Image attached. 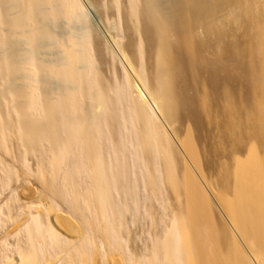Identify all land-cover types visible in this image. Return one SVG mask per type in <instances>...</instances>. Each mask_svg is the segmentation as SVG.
Listing matches in <instances>:
<instances>
[{
	"label": "bare ground",
	"instance_id": "obj_1",
	"mask_svg": "<svg viewBox=\"0 0 264 264\" xmlns=\"http://www.w3.org/2000/svg\"><path fill=\"white\" fill-rule=\"evenodd\" d=\"M130 1L135 9L138 0ZM147 5L150 15L155 17L159 40L158 100L151 99L145 85L134 79L130 70L133 68L123 53L121 59L134 104L140 108L149 133V146L160 147L167 169L174 170L162 137L153 133L154 125L165 130L162 134L170 142L163 118L172 121L180 118L190 126L195 139H200L205 113L209 118L208 131L221 137L222 127L223 137L232 148L227 150V160L221 162L219 154L215 184L206 186L207 197H200L208 201L211 210L222 219V226L227 227L223 235L215 237L209 226L200 221L197 210H206L200 200L187 209L188 217L180 226L173 218L166 227L161 218L158 247L134 264H264V90L259 93L260 85H264V0H149ZM1 7L8 15L6 26H0L6 37L1 38L0 46L4 47L7 41L15 42L17 53V59L11 60L3 52L9 81L19 87L33 83L42 90L37 102L30 95L21 103L29 129L26 135L31 143L49 142L57 171L62 172L65 182L54 187L67 206L60 209L46 198L27 203L20 213L25 216L29 247L16 255L18 259L6 255L4 261L7 264H96L99 257L87 243L88 218L81 202L85 196L79 191L73 195L68 191L70 184L79 185V174L90 172L93 195L87 196L107 215L111 197L98 136L100 118L107 105L92 78L96 64L88 31L91 7L80 0H0ZM63 13L69 17L64 19ZM67 24L71 26L69 35L61 32ZM199 28L206 36L217 39L210 59L205 57L200 64L207 67L199 68L209 71L213 90L221 87V62L216 59L218 55L221 60V39L230 28L234 34L241 31V41L231 46L242 47L251 61L227 65L225 70L231 76L244 75L252 90H258L256 108L250 105V98L244 100L242 107L228 105L223 112L225 121L221 123V98L212 97L202 87L205 99L201 109L197 100L195 103L188 96L189 71L197 62L190 42L199 36ZM23 46L28 47V56ZM194 84L200 96V84ZM35 103L42 106L39 114L33 113L40 118L31 114ZM186 108L190 109L189 113ZM245 151L247 156L243 159L240 156ZM175 200L178 203L174 208H181L184 203ZM34 210L45 212L49 225L40 226ZM230 238L236 243L234 247L229 245ZM109 239L116 248L115 239Z\"/></svg>",
	"mask_w": 264,
	"mask_h": 264
},
{
	"label": "rangeland",
	"instance_id": "obj_2",
	"mask_svg": "<svg viewBox=\"0 0 264 264\" xmlns=\"http://www.w3.org/2000/svg\"><path fill=\"white\" fill-rule=\"evenodd\" d=\"M80 1L91 7L88 31L94 47L91 55L96 64L92 78L102 91L107 105L101 115L98 131L100 154L111 197L107 215L98 210L95 202L88 197L93 195L94 184L90 172L79 174V185L70 184L68 191L72 195L79 191L85 196L81 202L88 218L87 243L91 252L99 257L96 264H134L138 259L142 260L158 247L161 218L166 227L174 220L180 226L182 220L188 217L187 209L196 206L200 200L206 208L197 210L200 221L209 226L215 237L223 235L227 227L222 226V219L211 210L205 198L200 199L207 197L206 186L215 184L220 168L219 154L221 162L227 160V150L232 148L223 137V128L221 137L216 133L212 135L207 129L209 118L203 113L205 127L199 130L201 138L195 139L190 126L180 118H176L175 122L163 118L170 142L165 140L162 134L165 130L158 125H154L153 133L162 137L163 146L171 158L174 170L167 169L160 147L149 146V133L143 124L140 108L133 101V92L129 88L121 59L123 54L133 68L130 70L134 79L145 85L144 89L151 99L158 100L156 56L159 40L155 17L150 15L147 5L149 0H138L135 9L130 0ZM7 13L2 9L0 26H6ZM62 16L64 19L69 17L67 13ZM194 24L195 18L192 17V27ZM70 29V24H67L64 29L61 28V32L69 35ZM197 31L199 36L190 42L197 62L188 74V96L194 98L195 103L197 100L201 109L203 97L205 99L202 87L212 97L221 98V123L225 121L223 112L228 105L242 107L244 100L250 98V105L256 108L258 90H252L244 75L231 76L225 70L227 65L251 61L242 47L231 46L239 42L241 31L234 34L230 28L221 39V60L216 56L221 62V87L217 90L211 89L209 71L199 70L207 67L200 64L205 57L210 59L217 39L206 36L202 28ZM3 35L4 30L0 29V42ZM23 47L28 56V47ZM3 52L8 53L9 59L16 60L15 42L7 41L4 47L0 46V264H7L4 261L6 255L18 259L16 255L23 254L29 247L25 216L21 214V209L27 203L33 204L46 198L60 209L67 206L57 196L54 187L57 183L65 182L61 177L62 172L57 171L49 142L31 143L27 138L28 123L21 103L30 95L37 102L42 90L33 83L25 86L24 83L20 87L11 83L9 70L3 62ZM28 66L34 69L32 65ZM255 72L257 74V68ZM193 82H199L200 96ZM259 89L260 93L264 85L261 84ZM40 111L41 104L35 103L31 114L40 118L33 115ZM189 111L186 108V112ZM218 150L221 152L218 153ZM246 156L245 151L240 157L245 159ZM175 198L184 203L181 208H174L178 203ZM33 215L40 226L49 225L50 220L45 212L34 210ZM112 237L116 241V248L109 239ZM235 244L230 238L229 245L234 247Z\"/></svg>",
	"mask_w": 264,
	"mask_h": 264
}]
</instances>
